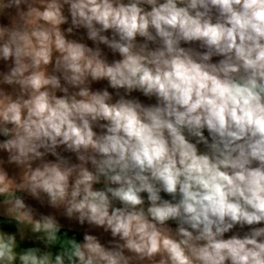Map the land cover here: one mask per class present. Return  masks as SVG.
Returning <instances> with one entry per match:
<instances>
[{"label": "clouds", "instance_id": "obj_1", "mask_svg": "<svg viewBox=\"0 0 264 264\" xmlns=\"http://www.w3.org/2000/svg\"><path fill=\"white\" fill-rule=\"evenodd\" d=\"M0 264H264V0H0Z\"/></svg>", "mask_w": 264, "mask_h": 264}, {"label": "crops", "instance_id": "obj_2", "mask_svg": "<svg viewBox=\"0 0 264 264\" xmlns=\"http://www.w3.org/2000/svg\"><path fill=\"white\" fill-rule=\"evenodd\" d=\"M215 59H218V58H214V60ZM101 86H103V85H95L94 87H101ZM135 95H139V94H135ZM141 99L142 100H144L145 102H148V103H154L155 101L154 100H152V101H147L146 100V98H144V97H141ZM205 135L207 136L208 134H207V131H205ZM200 148H201V150H204V148H203V145H201L200 146ZM99 187V186H98ZM167 198V197H166ZM64 223L66 224V225H68V227H69V232H70V235L71 234H73V233H75V234H77V236H78V238H81L82 239V229H80V228H78V227H75L74 225H72L70 222H68V221H64ZM175 225H173V227H174Z\"/></svg>", "mask_w": 264, "mask_h": 264}]
</instances>
